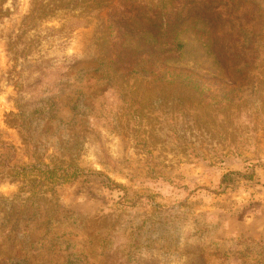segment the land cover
Instances as JSON below:
<instances>
[{
  "label": "rangeland",
  "instance_id": "obj_1",
  "mask_svg": "<svg viewBox=\"0 0 264 264\" xmlns=\"http://www.w3.org/2000/svg\"><path fill=\"white\" fill-rule=\"evenodd\" d=\"M258 1L221 69L190 23L128 57L120 0H0V264H264Z\"/></svg>",
  "mask_w": 264,
  "mask_h": 264
},
{
  "label": "trees",
  "instance_id": "obj_2",
  "mask_svg": "<svg viewBox=\"0 0 264 264\" xmlns=\"http://www.w3.org/2000/svg\"><path fill=\"white\" fill-rule=\"evenodd\" d=\"M94 1H99L100 7H108V4L102 3L101 0ZM168 2L170 6L167 7L163 0L155 5L147 2L134 4L131 0H120V11L114 15V22L117 24L114 41L128 54V57L136 55L135 57L139 58L138 54L146 51L148 56L158 54L157 61L177 60L180 48L183 46L179 35L188 23L199 29L201 37L205 38L204 43L211 49L220 68L227 62L238 61V58H242L247 50L254 48L253 44H249L240 49L234 42V36L237 34L236 20L240 19L236 12L235 0L230 2L227 0L189 2L169 0ZM242 3L239 1V4ZM262 6L264 3L259 2L255 7L260 15L263 14ZM108 21L111 25V12ZM228 36L231 38L227 39ZM254 37L252 33L250 40ZM256 50L257 48L253 49V57L256 56ZM106 60L111 63V53L106 56ZM42 185H45V182ZM20 262L21 264L29 263L30 259H22Z\"/></svg>",
  "mask_w": 264,
  "mask_h": 264
}]
</instances>
